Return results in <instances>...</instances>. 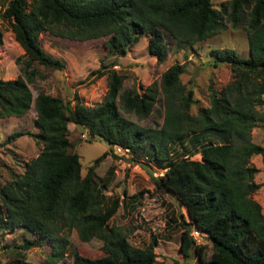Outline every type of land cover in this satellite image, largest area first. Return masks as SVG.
Returning a JSON list of instances; mask_svg holds the SVG:
<instances>
[{"label": "trees", "instance_id": "1", "mask_svg": "<svg viewBox=\"0 0 264 264\" xmlns=\"http://www.w3.org/2000/svg\"><path fill=\"white\" fill-rule=\"evenodd\" d=\"M226 23L245 32L248 56L238 57L227 47L209 49L211 66L229 65L232 79L220 90L209 84L207 106L194 112L193 91L180 81L184 62L171 63L156 81L139 89L121 88L123 75L113 68L115 61L100 65L89 75L91 80L105 76V92L92 106L76 96L72 104L63 102L34 86L43 77L38 65L57 70L65 65L44 51L41 32L77 41L104 37L111 55L123 54L145 35L147 51L160 63L166 56L164 35L177 49L189 48ZM1 24L22 54L14 59L16 77L0 79V118L22 116L32 105L34 136L42 144L21 174L0 185V232L19 228L29 236L15 246L16 255L48 244L44 264H63L64 248L58 243L63 245L73 229L80 241L99 239L101 255L73 250L71 264H156L154 236L133 246L119 226L108 224L118 206L132 208L143 191H102L108 180L97 178L94 166L105 152L81 176L78 156L70 150V122L86 131L87 141L102 138L132 160L144 157L163 170L151 179L156 190L174 197L184 210L178 220L170 218L180 228L183 258L192 255L196 264H264V214L251 197L259 185L249 163L251 156L260 155L264 164V146L250 139L251 129L264 119L256 109L264 104V0H226L217 8L210 0H0ZM30 87L36 89L34 96ZM159 94L158 126L144 127L121 114L146 118ZM22 134L12 131L6 141ZM186 146L193 149L191 155L180 154ZM194 154L199 157L191 158ZM262 190L264 195V182ZM192 229L210 241L207 258Z\"/></svg>", "mask_w": 264, "mask_h": 264}, {"label": "rangeland", "instance_id": "2", "mask_svg": "<svg viewBox=\"0 0 264 264\" xmlns=\"http://www.w3.org/2000/svg\"><path fill=\"white\" fill-rule=\"evenodd\" d=\"M7 0H4L6 2ZM214 7L226 0H210ZM0 79H13L19 73L18 65L14 59L22 54V49L13 39L12 34L3 25H0ZM39 43L44 51L64 62L61 70L46 68L38 65L40 74L43 75L35 81V87L45 93L60 98L63 102H74V96L79 98L84 105L92 106L98 103L105 92V76L91 80L90 73L100 65H107L115 61V70L123 75L122 89L131 86L137 89L143 88L156 81L160 73L173 62H184V72L180 81L192 89L194 100L191 112L197 107L207 106V93L209 84L216 90H220L232 79V71L229 65L219 64L211 66L209 49L227 47L235 50L238 57H247L246 35L242 29H233L228 23L216 34L205 40L195 42L191 47L177 49L174 42L164 35L166 46L165 59L158 63L154 56L146 49L147 36L143 35L132 46H129L123 54L111 55L103 46L104 37L84 41L68 40L54 37L47 32L38 35ZM32 96L36 89L30 87ZM264 98V95L262 96ZM264 117V104L256 107ZM121 113V112H120ZM134 123L144 127H156L162 120V107L160 94L153 106L151 113L143 119L133 114H123ZM35 117L33 106L19 117L9 116L0 118V185L7 183L12 174H21L23 164L34 158L41 148V142L34 136L36 128L33 125ZM70 150L78 156L80 174L84 175L86 168L93 160L105 154L94 166V174L97 178H106L108 181L102 191L109 195L111 192L132 194L142 190L138 202L132 208L118 206L108 224L119 226L126 233L127 241L133 246L145 245L151 236L156 243L154 252L156 264H196L194 256L183 258L178 251V234L180 228L170 221V218L178 220L179 214H184L183 208L174 197L154 188L151 176L159 175L163 171L152 160L144 157L131 159L125 151L110 146L105 140L93 137L87 141V134L80 126L67 124ZM22 131L12 141H6V137L12 131ZM253 143L264 146V119L257 123L250 132ZM212 142H219L212 138ZM200 145H195L199 148ZM187 149L181 155H191L193 149ZM180 152V149L177 148ZM197 159L198 154L190 156ZM138 162V163H137ZM141 163L143 165H141ZM249 163L256 168L253 181L259 187L251 197L264 214V195L262 184L264 182V164L260 155H253ZM168 224V226H166ZM29 236L21 229H4L0 232V264H44L50 251L48 244L32 247L21 251V256L14 253L15 246L22 243ZM196 244L203 245V256L207 258L211 250L210 241L204 234H192ZM60 238V236L58 237ZM66 241L59 261L63 264H71L72 252L89 257L101 255L99 247L101 241L92 238L88 241H80L76 232L72 229L65 236ZM57 239V238H56ZM59 240V239H58Z\"/></svg>", "mask_w": 264, "mask_h": 264}, {"label": "built area", "instance_id": "3", "mask_svg": "<svg viewBox=\"0 0 264 264\" xmlns=\"http://www.w3.org/2000/svg\"><path fill=\"white\" fill-rule=\"evenodd\" d=\"M115 148H117V150H119V149H121L120 147H118V146H114ZM121 150H123V149H121ZM124 151V150H123ZM198 232L195 230V229H192L191 230V232H190V234L192 235V234H197Z\"/></svg>", "mask_w": 264, "mask_h": 264}]
</instances>
